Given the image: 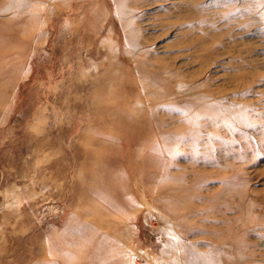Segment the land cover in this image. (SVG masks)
<instances>
[{"label": "rangeland", "instance_id": "rangeland-1", "mask_svg": "<svg viewBox=\"0 0 264 264\" xmlns=\"http://www.w3.org/2000/svg\"><path fill=\"white\" fill-rule=\"evenodd\" d=\"M0 264H264V0H0Z\"/></svg>", "mask_w": 264, "mask_h": 264}]
</instances>
